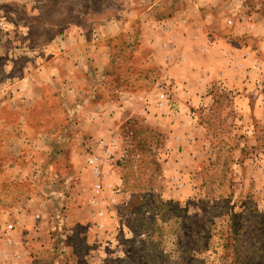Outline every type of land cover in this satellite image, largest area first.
I'll return each mask as SVG.
<instances>
[{"label": "rangeland", "instance_id": "1", "mask_svg": "<svg viewBox=\"0 0 264 264\" xmlns=\"http://www.w3.org/2000/svg\"><path fill=\"white\" fill-rule=\"evenodd\" d=\"M206 19L219 23L223 31L232 25L233 29L237 24L247 26L255 36L250 43L261 49V71L208 72L226 79L211 83L209 100L193 103L186 113L181 134L186 135L185 146L200 156L199 173L185 174L190 189L184 198L175 199L163 194L161 182L162 149L168 130H173L167 114L160 110L162 103H168L170 111H176L174 93L180 87L179 72H167L168 52L174 49L180 31L195 35V25ZM178 20L190 24L178 29ZM181 46L188 49L191 43L182 41ZM64 52L77 65L87 63L84 68L89 70H99L101 65L96 76L104 74L105 78L99 81L94 104L132 99L142 106L154 104L158 110L152 120L141 112V106L126 114H133L130 121L117 119L116 111L101 114V131L108 138L112 132L117 135V122L120 126L121 152L116 146L111 158L120 160L125 182L114 189L116 200L106 208L108 217L101 231L90 228L95 209L84 201L92 181L72 173L68 159L72 144L58 146L53 154L33 153L35 165L45 162L48 170L63 176L70 173L67 182L80 186L81 202L69 212L67 203L61 207L50 237L25 262L264 264V0H0V91L3 66H12L17 57L16 75L22 74L27 61L28 69L34 70L32 78L44 80L39 92L46 96L45 105L60 101L53 94L61 84L46 83L53 75L48 70L57 68L64 85L73 81L80 89H88L92 72H67ZM188 55L193 64L204 60ZM176 61L181 63L184 57L177 56ZM188 78L181 84L185 91L201 89ZM147 94L151 98L145 102ZM49 118L68 120L63 113ZM3 127L0 124V139L7 133ZM25 132L35 134L32 126H26ZM86 133L78 127L72 136L82 143ZM7 136L13 138L14 133ZM4 146L0 142V201L31 199L39 185L17 181L16 170L26 165L25 160L4 154ZM113 180L112 175L107 177V184ZM3 245L0 239V251ZM2 260L0 256V264H8Z\"/></svg>", "mask_w": 264, "mask_h": 264}, {"label": "crops", "instance_id": "2", "mask_svg": "<svg viewBox=\"0 0 264 264\" xmlns=\"http://www.w3.org/2000/svg\"><path fill=\"white\" fill-rule=\"evenodd\" d=\"M197 12L201 13L199 9ZM209 17L211 18L212 15L209 14ZM209 19L202 20L198 26L195 25L197 31L195 35L180 31L178 42L174 41V49L168 52L170 66L168 65L167 72H179L176 82L180 87L176 88L174 93L177 101L176 111H170L168 103H162L160 110L162 114H167H164L165 118L173 130L169 129L168 135L165 136V147L162 149L161 170H163V175L161 182L163 181L162 183L165 185L164 191L162 190L163 194L167 196L169 194L175 199L184 198L186 189H190V183L186 180L185 174L196 176L199 173L197 164L200 162V156L198 157L197 153L185 146L186 135L181 134V129L186 125L184 123L186 113L191 109L193 103L200 105L203 104L202 101L209 100L211 95L207 89L211 83L226 79L224 76L221 77L220 73L210 76L211 73L208 72L261 71L258 62L261 49L250 43L255 39V36L248 33L247 26L237 24L233 29L232 25L227 28L229 31H223L219 23ZM187 24L190 23L178 20V29L186 28ZM171 30L167 31L170 35ZM144 41L149 42L147 39ZM182 41H189L191 47L184 48L181 46ZM189 53L191 56L197 54L204 60L202 62L195 61L198 63L193 64L190 61ZM62 55V62L65 63L67 72H92L88 78V84L91 86L88 89H80L75 86L73 81H70L71 85L68 82L64 85V78H61L60 75V78L57 77V68L48 70V72H53V75L46 83L61 84L60 87L55 86L57 89L53 94V97L60 100L57 105L44 104L46 96L43 92H39V87L44 85L42 82L44 80L38 77L32 78L34 70H31L33 68L28 69L27 61L24 63L21 75L15 74L17 60L20 58L17 57L12 66L7 64L3 66L0 124L4 126L3 128L7 127V133L3 134V138L0 139V142L5 144L3 153L17 155L23 161L25 160L26 165L16 170L17 181L22 183L28 181L29 183L33 182L31 185H39L36 194L31 199L0 201V234L2 236L0 239L4 244L0 256L2 261L8 264H22L23 261L32 259V255L35 256L45 240L50 237V229L56 227L55 223L58 222L56 213L61 210V207L67 203V212H69L73 205L78 207L81 202L78 200L80 186L67 182L70 173L63 176L56 170H48L45 167V162L36 164V166L33 153L53 154L58 146L72 144L73 148L68 155L72 165L71 171L73 174L77 173L92 181L89 198L87 201H83L86 202V205L90 203L88 207L91 206L92 209H95V213H91L93 214L92 220H90L91 230L93 232L101 231L105 227L106 222L104 221H107L108 217L106 208L116 200L113 195L114 189L125 184L123 168L119 165L120 160L111 158L116 146L117 151L121 152L123 137L118 132L120 126L117 122V135L116 132H112V138H108L101 131L100 125L103 121L101 114H111L116 111L117 119L122 117L128 121L133 114L131 113L130 116L126 114L130 113L134 106H141V112L147 114L148 120H152L154 112L158 110L154 104L146 106V103L142 106L133 102L132 99L115 104L106 102L94 104V99L98 96L96 91L101 86L99 81L105 78L104 74L96 76L98 72L102 71L101 65L99 70L95 68L89 70L88 66L84 68L87 63L77 65L73 58H67L68 53L64 52ZM180 55L184 57V61L178 63L176 57ZM249 67L252 69L250 70ZM40 70L43 72L44 68ZM182 72L190 73L182 76L180 75ZM200 72H204L205 75L200 76ZM187 75L191 76L192 82H198L197 85L201 89L192 87L185 91L181 84L190 80ZM159 94L165 97L162 92ZM148 98L151 96L147 94L144 97L145 102ZM88 103L91 104L90 107H87ZM5 111L16 118L6 117ZM57 113H63L68 117V120L57 122L58 120L49 118ZM43 115L45 119H41ZM26 126H32L35 134L26 135ZM42 127H55L60 130L55 133L50 129L43 130ZM78 127L85 128L87 132L82 143L76 142L72 136ZM9 132L14 133L13 138H9L10 136L6 138ZM195 142H197L196 139ZM63 153L65 154L64 151L61 152V154ZM111 175L115 180L107 184V177ZM65 184L66 187H64ZM83 204L81 207L85 206ZM9 225H13V227L9 228Z\"/></svg>", "mask_w": 264, "mask_h": 264}, {"label": "built area", "instance_id": "3", "mask_svg": "<svg viewBox=\"0 0 264 264\" xmlns=\"http://www.w3.org/2000/svg\"><path fill=\"white\" fill-rule=\"evenodd\" d=\"M92 162V161H91ZM13 227V225H9V228H12Z\"/></svg>", "mask_w": 264, "mask_h": 264}]
</instances>
